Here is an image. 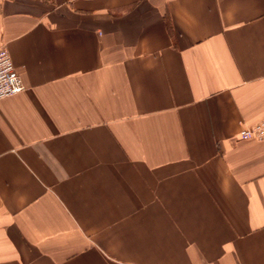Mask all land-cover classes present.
<instances>
[{
  "label": "crops",
  "instance_id": "1",
  "mask_svg": "<svg viewBox=\"0 0 264 264\" xmlns=\"http://www.w3.org/2000/svg\"><path fill=\"white\" fill-rule=\"evenodd\" d=\"M2 46L0 262L264 264V0H0Z\"/></svg>",
  "mask_w": 264,
  "mask_h": 264
},
{
  "label": "built area",
  "instance_id": "2",
  "mask_svg": "<svg viewBox=\"0 0 264 264\" xmlns=\"http://www.w3.org/2000/svg\"><path fill=\"white\" fill-rule=\"evenodd\" d=\"M13 63L7 46L0 48V103L2 99L17 95L25 90V85ZM239 137L243 140L264 139V119L247 125L242 124Z\"/></svg>",
  "mask_w": 264,
  "mask_h": 264
},
{
  "label": "rangeland",
  "instance_id": "3",
  "mask_svg": "<svg viewBox=\"0 0 264 264\" xmlns=\"http://www.w3.org/2000/svg\"><path fill=\"white\" fill-rule=\"evenodd\" d=\"M40 248V246H32V247H29V246H27V247H25V245H23V246H15V247H13L12 248V250H13V252H11V248L10 247H4V251L1 249V251H0V254L1 253H3V252H10V253H27V252H29V253H32V252H40L39 250H37V249H39ZM57 249H54V248H51V249H48V250H45V251H47V252H50V253H54L55 251H56ZM69 255V254H68ZM16 262H7V261H2V262H0V264H15ZM16 264H29V263H26V262H17Z\"/></svg>",
  "mask_w": 264,
  "mask_h": 264
}]
</instances>
